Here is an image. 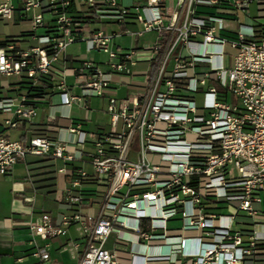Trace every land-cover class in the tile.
<instances>
[{
    "label": "built area",
    "instance_id": "built-area-1",
    "mask_svg": "<svg viewBox=\"0 0 264 264\" xmlns=\"http://www.w3.org/2000/svg\"><path fill=\"white\" fill-rule=\"evenodd\" d=\"M77 1L85 17L71 14ZM218 3L21 0L20 15L34 42L21 45L19 36L0 45V78L23 76L39 84L47 77L59 101H51L53 93L2 97L0 111L9 114L4 126L32 120L46 100L58 112H45L43 128L26 143L0 135V174L28 155L50 159L63 179L58 201L69 210L57 219L43 211L30 224L43 240L31 241L35 264H48V239L70 225L85 239L78 264H119L105 243L116 232L115 242L126 244L122 230L160 249L146 254L145 264H244L264 258V34L256 36L246 25L234 37L221 34L226 17L201 8ZM234 4L246 7L247 0ZM14 10L13 0H0V19H10ZM45 14L52 20L37 34ZM107 15L119 22L132 15L141 25L138 33L154 31L157 38L147 47L112 50L115 34L91 25ZM78 41L86 50L107 53L108 60L74 56L75 65H59L66 47ZM226 44L234 49L229 67L223 60ZM138 60L150 66L136 69ZM120 85L126 88L123 97ZM18 86L0 82L3 91ZM92 97L107 100V129L85 130L86 120L71 116L74 105L89 110ZM58 159L61 166L55 165ZM94 206L95 213L83 211ZM171 219L182 224L169 227Z\"/></svg>",
    "mask_w": 264,
    "mask_h": 264
},
{
    "label": "crops",
    "instance_id": "crops-1",
    "mask_svg": "<svg viewBox=\"0 0 264 264\" xmlns=\"http://www.w3.org/2000/svg\"><path fill=\"white\" fill-rule=\"evenodd\" d=\"M119 1L126 6L135 4V0ZM236 1L242 0H223L217 5L206 7L202 6L201 8L203 11L209 13L218 12L226 17L227 27L221 30L220 33L227 37H234L236 34V30L240 25L252 26L255 31V35H261L262 31H264V0H247L246 7L235 5L234 3ZM13 4L15 6V10L12 17L10 19H0V24L11 23L15 26H18L19 29L16 34L8 35L5 38L0 39V41L20 36L21 39L18 42L21 45L34 42L30 40L27 35L31 29L30 24L20 15L21 0H13ZM70 12L76 17L86 16L85 7L81 5L79 1L75 2L71 6ZM44 19L45 23L43 24V26H41V28L44 29L42 33L47 30L46 25L49 21L52 20V17L49 14H45ZM50 24L51 22L49 23V25ZM91 25L93 28H100L108 33L115 34L110 40V48L115 51L127 50L130 48L147 47L157 38V34L154 31L138 33L141 30V25L135 21L132 15H129L124 21L121 22L107 15L105 17L96 18V21L91 23ZM22 26H25L27 28H22ZM145 34H150V37L148 38L149 40L145 43H142L143 46H140V39ZM116 37H119L120 40L116 41L114 39ZM198 39H200V36H198ZM72 44H74V42L69 44L66 47L65 51L60 55V60L58 62L59 65H75L77 62L73 60L74 56H84L87 59L96 62L94 56H92V51L94 49L86 50L84 53H82V55H78V53L74 52V49L78 45ZM227 46L229 45L226 44L224 47L223 60L224 65L226 67H229L232 64L234 49L229 46L233 50V54H231L226 50ZM149 66V61L138 60L136 62L135 68L144 69L148 68ZM10 77H15L14 80L8 82L10 86L19 84L21 77ZM120 86H118V95L120 97H123L126 94V88L122 85ZM23 92L24 90L21 89L20 84L18 87H11L8 91H3L0 88V98H14L17 93ZM54 95H56V97H54ZM100 98L104 99L107 105L106 98ZM50 99L53 103H57L59 101V97L56 93H53ZM91 99L89 101V105H91ZM48 102L49 101L46 100V102L39 103L36 116L33 117L32 120L25 122L15 128H8L4 126V119L9 116V114L0 111V135L7 136L11 139L21 140L22 142L26 143L31 136H33L43 128L42 118L45 112L50 110H54L56 111V113L58 112V108H51ZM101 111L104 115H106V119L108 120H106L105 122H96L95 124H93L94 128H91L93 129V131L108 128V114L105 112V109H101ZM82 127L85 130H88L85 122H83ZM11 131L15 132L14 136L10 135ZM37 159L39 158L28 155L24 161H19L14 164L8 173L2 174L4 176H7L8 178L13 175L14 169L17 166L24 164L28 171V175L25 176V180L30 182L31 188H29L26 184H18L16 182L17 176H13L11 178V181H7L6 186L0 183L2 185H0V264H35L37 258L32 253L34 243L31 241L34 240L37 244H41L43 243V240L38 236L32 234L30 230V224L34 222L43 211L49 212L55 219L59 218L63 213L69 212L65 205L63 203H60L58 199L56 210L54 212H52V210H46V208H44L43 206V203H37V195L40 192H43V188L41 186H38L39 184L37 182L39 181L37 180L41 178H47L49 176L47 173L48 169H45L44 165L46 163H52L53 167L51 169H54L55 171L53 161L47 158H40V161H37ZM55 165H58L57 160L55 161ZM84 167L88 171L92 170L89 163H85ZM50 176H56V173H51ZM54 182L56 189L55 193H57V191L59 193V186L61 184H57L55 177ZM83 211H90L95 213L97 211V207L94 206L90 210L83 209ZM181 224L182 221L180 219H171L167 222V225L169 227H179ZM119 234L123 238L127 239L126 244H118L115 242V237L117 235L116 232H112L105 243L106 249H108L109 251H116L119 264H145L144 256L146 254L158 253L160 251V249L155 245L148 248L144 244L136 241L135 235L132 232L122 230ZM48 241L50 255L48 264H78L79 257L85 244V239L82 237L77 226H68L65 234L52 237L48 239ZM75 244L77 246H75ZM154 264L164 263L160 262ZM244 264H264V258L255 260L246 259Z\"/></svg>",
    "mask_w": 264,
    "mask_h": 264
},
{
    "label": "rangeland",
    "instance_id": "rangeland-1",
    "mask_svg": "<svg viewBox=\"0 0 264 264\" xmlns=\"http://www.w3.org/2000/svg\"><path fill=\"white\" fill-rule=\"evenodd\" d=\"M243 12V10H242ZM22 28H27L25 26H22ZM19 27L18 26H15L11 23H7V24H0V39H3L5 38L6 36L8 35H13V34H16L17 31H18ZM29 29V27H28ZM44 29H42L41 27L37 28V33L40 34L43 32ZM150 37V34H145L141 39H140V46H143L142 43H145L146 41H148ZM116 41L117 40H120L119 37H116L114 38ZM74 44H77L78 46L74 49V52L78 53V55H82V53H84L86 51V46H85V42L84 41H78V42H74ZM72 44V45H74ZM229 53L233 54V50L227 46V49H226ZM92 56H94V59L96 60V62H100V63H104L108 60V55L107 53L103 52V51H100V50H93L92 51ZM226 56V55H225ZM140 74V72H138ZM137 77H140V75H136ZM19 78V77H18ZM15 77H4V78H0V82H9L11 80H14ZM67 82L68 83H75V77L74 76H68L67 77ZM121 87V86H120ZM78 91V89H77ZM54 97H56V95H54ZM227 101L228 102H232L233 101V97L232 95L229 93L228 96H227ZM105 100L100 98V97H93L91 99V105H90V109L89 110H84V109H79L78 107H76L75 105L72 107V116L74 118H78V119H85V123H86V126L88 127L87 129L88 130H93L91 128H94V125L96 122H105L107 117L106 115H104L101 111V109H105ZM119 126L121 127V123L119 124ZM11 136H14L15 135V132L14 131H11ZM57 163H58V166H61L62 163L61 161L58 159L57 160ZM88 167V166H87ZM28 175V171L25 167L24 164L22 165H19L17 166L15 169H14V173L12 176L8 177L7 176H4V175H0V183L1 184H4L5 186L7 185V181H11V178L14 176H17V180L16 182L18 184H26L29 188H31V184L29 181H26L25 180V176ZM55 179L57 181V184H62L63 183V179L60 175H56L55 176ZM0 184V185H1ZM2 186V185H1ZM58 193V191H57ZM46 194L45 192H40L38 195H37V203L41 202L43 203V206L44 208H46V210H52V212H54L56 210V204L58 203L57 202V199L59 197V193L57 194ZM44 197V198H42Z\"/></svg>",
    "mask_w": 264,
    "mask_h": 264
},
{
    "label": "trees",
    "instance_id": "trees-1",
    "mask_svg": "<svg viewBox=\"0 0 264 264\" xmlns=\"http://www.w3.org/2000/svg\"><path fill=\"white\" fill-rule=\"evenodd\" d=\"M223 0H220V3ZM262 34H264V31H262ZM6 42L5 40L0 41V45H3ZM21 89L24 90V93L27 94L29 98H33L36 96H44V95H50L53 93V83L47 78V77H41L40 78V83L39 84H33L29 79L25 77H21V80L19 82ZM41 159H37V161H40ZM49 162V161H47ZM53 167L52 163H46L44 165L45 169L47 170L48 177L47 178H41L37 181L39 185L43 188V192L46 194H54L55 193V182H54V177L55 176H50L51 173H54V169H51ZM45 173V172H44Z\"/></svg>",
    "mask_w": 264,
    "mask_h": 264
}]
</instances>
